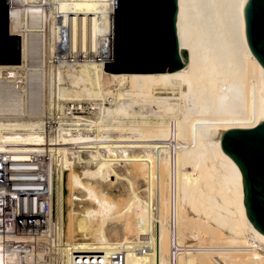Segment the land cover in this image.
Listing matches in <instances>:
<instances>
[{
  "label": "bare ground",
  "instance_id": "6f19581e",
  "mask_svg": "<svg viewBox=\"0 0 264 264\" xmlns=\"http://www.w3.org/2000/svg\"><path fill=\"white\" fill-rule=\"evenodd\" d=\"M112 11L113 0H7L19 60L0 62V215L47 217L42 229L0 231V264H71L72 251L112 248L124 264H264L241 171L220 146L228 122L264 119L242 0H176L182 65L160 71L102 69ZM36 38L48 69L25 66ZM31 74L40 92L34 78L27 92Z\"/></svg>",
  "mask_w": 264,
  "mask_h": 264
},
{
  "label": "water",
  "instance_id": "95a60500",
  "mask_svg": "<svg viewBox=\"0 0 264 264\" xmlns=\"http://www.w3.org/2000/svg\"><path fill=\"white\" fill-rule=\"evenodd\" d=\"M242 2L246 45L264 68V0ZM175 11L176 0H113V61H104L102 69L160 71L182 65ZM18 60V35L7 33V0H0V62ZM220 146L237 163L246 215L264 234V119L228 122Z\"/></svg>",
  "mask_w": 264,
  "mask_h": 264
},
{
  "label": "built area",
  "instance_id": "2783aa9c",
  "mask_svg": "<svg viewBox=\"0 0 264 264\" xmlns=\"http://www.w3.org/2000/svg\"><path fill=\"white\" fill-rule=\"evenodd\" d=\"M4 212L5 211H3V214ZM0 217V231H3L2 229H5V227L9 224L22 226L26 229H42L45 227L47 216L0 215ZM71 256V264H124L123 252L117 248L109 249L107 254L98 251H72Z\"/></svg>",
  "mask_w": 264,
  "mask_h": 264
},
{
  "label": "rangeland",
  "instance_id": "374dc122",
  "mask_svg": "<svg viewBox=\"0 0 264 264\" xmlns=\"http://www.w3.org/2000/svg\"><path fill=\"white\" fill-rule=\"evenodd\" d=\"M20 4H22L21 2H20ZM19 4V5H20ZM10 5V4H9ZM27 4H25V6H26ZM38 38V37H37ZM36 38V39H37ZM37 40H39V39H37ZM111 41H113V39H111ZM35 42H37V43H35ZM34 46L36 45V49H38V51L39 52H34L36 49H34V47H33V45H32V49L34 50H32L34 53H33V56L34 57H36L34 54H36L37 55V53H40V54H38L37 56L38 57H41V40H39V43H38V41H33V43H32ZM38 44V45H37ZM112 46V43H111V45H110V57L109 58H105V60L104 61H113V47H111ZM39 47V48H38ZM40 55V56H39ZM36 59H38L37 57L34 59L35 61H37L36 63H38V64H36L35 66H33L35 63V61L33 60L32 62H31V66H29V67H27L28 66V64H29V62H27L26 63V68H28V69H48V66H47V62L46 63H42L41 62V60H36ZM47 59V58H46ZM47 61V60H46ZM39 65H41V66H39ZM41 67H43V68H41ZM29 74V73H28ZM27 74V75H28ZM26 75V76H27ZM30 75V74H29ZM28 75V76H29ZM32 75V74H31ZM26 76H24V77H26ZM28 76L26 77V79L24 78V82H23V84L26 86V90H27V92L29 91L30 92V90L32 89L31 87H33L34 86V83H35V81H37L36 82V84H35V88H36V91L38 92V89H39V92H40V89H41V81H38L40 78H38L37 76H36V79L34 78L35 77V75H32L31 76V78L29 77V79H32V78H34L35 79V81H33L34 79H32L31 80V83H30V80L28 79ZM29 80V82H28V80ZM26 80H27V82H28V84H29V86H27L28 84H27V82H26ZM26 82V83H25ZM27 84V85H26ZM31 84V85H30ZM33 84V85H32ZM37 85H38V87L39 88H37ZM31 86V87H30ZM47 86V87H46ZM27 88H29V90L27 89ZM35 88L33 87V89H34V91H35ZM44 89H45V92H46V94H48V92H49V89H50V86H49V83L48 82H45V87H44ZM34 91H32V92H34ZM35 91V92H36ZM36 92V93H37ZM34 94V93H33ZM34 98V97H33ZM37 100V99H36ZM35 100V98H34V100H33V102L34 101H36ZM32 101V100H31ZM47 102V101H46ZM37 103V102H36ZM33 105H36V104H33ZM86 105V104H85ZM36 107V106H35ZM48 107H51V106H48ZM53 107V106H52ZM69 107H73V104L70 102L69 103ZM74 108V107H73ZM91 111V108L90 107H88V108H85L84 110H81L80 108H78V107H75L74 109H72V112L74 113V115H90V112ZM83 155H85L84 153H83ZM80 163H78V162H75V164H74V166H75V168L78 170V168H79V165ZM119 167V166H118ZM121 167V166H120ZM114 187H115V189H114ZM120 189V190H118V188ZM108 191H109V193H110V195H112L114 198H121L122 197V195H125L126 194V190H125V186L121 183V182H119V181H115L114 183H112L109 187H108ZM119 191V192H118ZM66 192V190H64V193ZM121 192V193H120ZM114 193V194H113ZM120 194H122L121 196H120ZM119 196V197H118ZM66 204H67V202L65 201L64 202V206H66ZM185 230H184V232L186 233V234H190L191 232L188 230V228H184ZM178 256H180L179 254H177ZM191 264H205V263H198L197 261H194V262H191ZM212 264V263H211Z\"/></svg>",
  "mask_w": 264,
  "mask_h": 264
}]
</instances>
